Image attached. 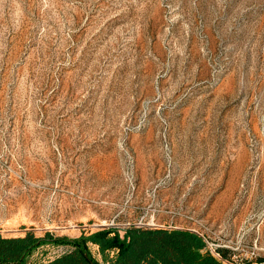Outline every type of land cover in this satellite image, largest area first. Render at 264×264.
<instances>
[{
    "label": "rangeland",
    "instance_id": "rangeland-1",
    "mask_svg": "<svg viewBox=\"0 0 264 264\" xmlns=\"http://www.w3.org/2000/svg\"><path fill=\"white\" fill-rule=\"evenodd\" d=\"M131 225L264 264V0H0V235Z\"/></svg>",
    "mask_w": 264,
    "mask_h": 264
},
{
    "label": "trees",
    "instance_id": "trees-1",
    "mask_svg": "<svg viewBox=\"0 0 264 264\" xmlns=\"http://www.w3.org/2000/svg\"><path fill=\"white\" fill-rule=\"evenodd\" d=\"M69 245L66 252L41 264H224L207 248L204 238L188 228L107 226L77 237L0 235V264H28L46 243ZM95 246L100 257L92 251ZM227 257L223 249L218 248Z\"/></svg>",
    "mask_w": 264,
    "mask_h": 264
},
{
    "label": "built area",
    "instance_id": "built-area-1",
    "mask_svg": "<svg viewBox=\"0 0 264 264\" xmlns=\"http://www.w3.org/2000/svg\"><path fill=\"white\" fill-rule=\"evenodd\" d=\"M199 233V232H198ZM203 238L204 240L206 241L207 243V248L212 252V254L218 258L219 260H221L222 262H224L227 257H223L222 253L220 251H218L217 249L219 248V246H216V245H213L211 243H209V241L207 240L206 236L203 235L202 233H199Z\"/></svg>",
    "mask_w": 264,
    "mask_h": 264
}]
</instances>
